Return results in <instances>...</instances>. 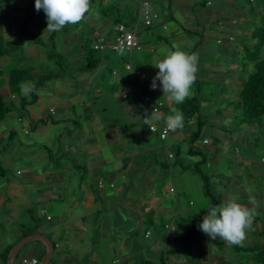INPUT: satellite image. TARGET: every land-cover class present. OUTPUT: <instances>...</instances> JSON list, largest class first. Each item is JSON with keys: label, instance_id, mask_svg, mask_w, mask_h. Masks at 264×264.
I'll use <instances>...</instances> for the list:
<instances>
[{"label": "crops", "instance_id": "obj_1", "mask_svg": "<svg viewBox=\"0 0 264 264\" xmlns=\"http://www.w3.org/2000/svg\"><path fill=\"white\" fill-rule=\"evenodd\" d=\"M96 2L98 5L91 4L92 11L81 25L80 22L69 24L59 32H44L47 18L42 16L40 31L44 38L48 40L53 36L56 44L64 42L69 62L83 60L85 63L83 46L91 40L90 35L93 40L103 37L107 44L112 41L116 14L103 16L102 5L114 2L122 12L130 11L134 17L138 14L139 0ZM150 2L160 19L151 27H138L135 32L137 45L131 51L119 55L117 61L116 56L105 54L117 51L106 48L100 63L93 70H80L84 63L73 68L68 65L64 75L50 79L38 88V99L28 105L24 114L13 111L0 121V252L7 247L12 248L24 235L42 233L53 244L48 264H112L113 260H117L116 264L158 263L161 253L179 248L182 237L191 229L198 228L206 215L204 210L197 214L191 208L195 201L184 198L187 192L190 193L188 185L182 183L178 187L176 184L186 170V174L194 178L195 186L202 188L199 185L200 174L193 175L196 171L191 170L190 162L196 166L204 159L209 165L206 153L221 156L219 150L226 143L245 142L247 152L236 157L235 173L222 175L221 180L226 179L233 190L235 187L241 190L246 188L242 177L251 182L264 175V137L258 136L255 131V120L243 122V110L235 104L241 87L240 79L245 77L247 45L241 37L236 40V36L249 35L244 23L245 6L234 0ZM255 2L251 26L259 23L263 6V2ZM18 6L21 9L32 6L35 12L33 1L29 5ZM235 12L238 16L232 18ZM7 14V11L0 12V35L15 42L19 51L0 57V69L4 71L19 65L28 68L36 78L45 71L44 63L33 62L39 56V45L18 33L21 12H14L12 19H8ZM34 22L35 19L30 23V30L35 26ZM213 41L220 45L225 58L235 59L236 70H228V66L234 67V63H228L225 58L222 60L214 48H205ZM173 43L180 44L185 52L197 53L199 60H203L198 63V68L202 70H198L192 87L193 95L199 90L200 112L190 119L184 117L183 128L171 132L166 140H161L145 124L142 126L147 127L152 136L145 131L135 136L136 126L144 123L145 114L150 116L154 106L162 117L154 122L159 128L172 114L171 108L176 107L163 93L160 83L155 89L151 87L152 77L159 70L154 65ZM205 52L208 57L202 55ZM126 61L140 70L139 74L119 70ZM113 70L117 73L113 74ZM230 72L234 73L233 76H223ZM203 78H219L225 83L229 91L224 97L227 100H223L222 96L221 99L217 96L209 100L204 98L197 83ZM3 80L1 98L17 101V96L9 91L6 75ZM124 93L127 97L122 96ZM144 97L149 100L145 102ZM207 102L216 103L209 108L215 114L209 118V124L223 121L216 116L223 108L224 122L233 124V118L238 117L239 126L237 131H233L220 124L216 128L210 125L212 135L215 133L221 146L202 151L201 146L212 143L211 138L204 135L200 141L196 137L191 139L186 127L189 123L197 124L198 136L202 129L203 132L207 130L205 127L208 124L205 118L202 119ZM112 104L117 107L109 108ZM228 108L231 109L229 112ZM41 119L47 120L37 124ZM257 149L261 151L258 155L255 154ZM234 150L239 152L237 145ZM170 153L172 158L168 157ZM198 156L203 157L202 160H191ZM176 163L178 166L173 167ZM164 179L167 181L162 186ZM248 182L245 180L244 183ZM261 186L264 187V180ZM171 187L174 191L169 190ZM240 190L238 194L242 196L243 191ZM228 192L232 191H228L224 184L221 199L224 195L225 202L231 199ZM238 202L255 207L249 199H239ZM216 205L215 202L212 206ZM261 220L256 215L252 226V230L259 234L264 233ZM157 221H160L159 229ZM170 224L172 230L165 227ZM30 229L32 231H28ZM147 231L149 235H146ZM202 234L200 230L201 244L193 249L197 259L195 264H221L224 260L242 264L238 245L220 240L219 252L214 253L210 246L217 245L218 238L212 240L209 237L208 240ZM21 249L25 251L13 264H20L21 259L26 257L38 258L46 253L47 246L35 239Z\"/></svg>", "mask_w": 264, "mask_h": 264}, {"label": "rangeland", "instance_id": "obj_2", "mask_svg": "<svg viewBox=\"0 0 264 264\" xmlns=\"http://www.w3.org/2000/svg\"><path fill=\"white\" fill-rule=\"evenodd\" d=\"M31 1H33L35 3V0H19L17 5H24V4L29 5L31 3ZM96 1H99V0H91V4L97 3V5H98V2H96ZM259 1H261V0H259ZM14 2H15V0H0V12L1 11L2 12L3 11H7L8 12V14H7L8 19H12V18L15 17V14H14V12L12 10L13 9L12 5L14 4ZM234 2H236L237 4L239 3L240 5H244L245 8H246V10H244V15H246L244 23L246 25L245 27L247 28L246 29V31L248 32L247 34H249V35H246V36H243V37L242 36H236V40L241 37L245 41L244 43H246V45L248 47H250L252 45L251 42H253V40L251 39V35H250V32L253 29V27L251 26V21H252L251 17L254 16L253 14L255 13V10L253 8H254V5H256L257 1L255 2V0H252V1L251 0H234ZM250 8H252L253 10L251 11ZM262 8H263V6H262ZM35 12L38 15V18L36 19V14H35V18H34L35 19V22H34L35 26L31 29V31L33 32V34L35 36H40L44 40H46L44 38L43 32H41L42 30L40 31V28L42 27L41 26V20L43 18L42 16L46 15V14L43 11V9H41L40 11H36V9H35ZM228 13H230V12H228ZM241 13L242 12H240V14ZM234 14H235L234 16H231L232 18L233 17L236 18L238 16L237 12H235ZM10 15H11V18H10ZM34 19H33V21H34ZM223 19H224V17H223ZM240 22H242V21H239V23ZM248 23L250 24V26H247ZM81 24H82V21L80 22V25ZM241 24H243V23H241ZM90 37H91V40H88V41H91L90 44H91V46H93V44L95 42V39L94 40L92 39V35H90ZM235 44H237V43H235ZM207 46L209 48L210 47L214 48L216 53L218 52L220 54L222 60H223V58H225L224 57V53L222 54L221 51H220V48H219L220 45L216 44L215 41H213L212 44L210 43V44L205 45V48H207ZM38 48L40 49L39 56L37 57V61H33V62L35 64L36 63L40 64L41 62L44 63L45 64V68H44L45 70H55V69H57V66L55 65V62L53 60H50L47 57V55H46L47 48L42 47V46H38ZM56 51L58 53H60L64 57L65 62L63 61L62 63L67 64V67L69 65L70 68H73L74 66H78V65H81V64L84 63L83 60H81L80 62H78V60H75V61L73 60V61L69 62L70 60H68V49L66 47V44L64 42H62V41L58 42L56 44ZM204 51L207 52L208 50L204 49ZM124 52H127V50H121V51H117V52H105V54H106V56L109 55V57H115L116 56V60L118 61L119 60V55H121ZM206 52L202 53V55H204V57H208V55H207L208 53H206ZM261 55H262V57H264V47L262 49ZM225 59L228 60V63H230V62L234 63V67L233 66H228V70H236L235 69V67H236L235 66V59L233 60L232 58H229V56L227 58H225ZM15 62L18 63L20 61H15ZM199 62L201 63V62H203V60H199ZM29 64H30V62H29ZM105 64H107L106 61H105ZM247 68L249 70H251L250 64L248 65ZM198 70H202V69L199 67ZM233 74H234L233 72H230L228 74L224 73L223 76H225V77L226 76L227 77L230 76L231 77V76H233ZM246 74L247 73L244 72L245 76H246ZM200 83H201L200 87H201L202 95L204 96V98L206 97L207 100L212 99L211 97L214 98V96H217L220 99H221V96H222L223 100H227L224 97H225V95L228 94L229 91L227 90V86L225 85V83L220 81L219 78H203V79L200 80ZM91 93L94 94L93 91H91ZM211 94H213V95H211ZM102 98H104V97H102ZM220 99H218V100H220ZM117 100H118V98H117ZM212 104H214V106H215L216 103L215 102H207L205 109H203V111H202V115H203L202 119L205 118L206 124H208V126L205 127V128H207V130H205V132H203L204 130L202 129L201 130V134L198 136L197 135V124L189 125L190 124L189 123L187 125V127H186V129H188L186 131H188V133L190 132V136H192V137H190L191 139L196 137L195 139H197V141H200L201 138L204 135H207L209 138H211V142L212 143H210L208 146H205V147L201 146L200 149L202 151L206 150V148H208V147L212 148V147H216V146L217 147L221 146L220 142L218 141L217 137L215 136V133H213V135H212L213 131H212L210 125H214V128H216L215 126L220 124L223 127H226L227 129L232 128L233 131H237L236 127L239 126L238 117L237 118H233V121L235 119V122H233V124H231L229 122H224V118H223L224 117L223 116L224 109L223 108L220 110V114L221 115L220 114H216V116H218L219 119H221L223 121L221 123H219V124H213V123L209 124L208 123L209 118L210 117H214V115H215V114L212 113V111H210L211 109H209V108H212L211 107ZM113 107H117V105L116 104H112L109 108L113 109ZM228 109H229L228 110V112H229L231 109L230 108H228ZM240 109H238V111H240ZM255 122H256L255 123L256 127H257V130L255 129V131H257L258 136L260 135V137H264V117L255 120ZM246 124L248 125V123H245L244 125H246ZM142 125H144L143 122H142V124L139 123L136 126V128L134 130L135 136L141 135L142 131L143 132L145 131L149 136H152L150 133H148V130H147L148 128L147 127H143ZM138 132H140V133H138ZM237 133H240V132H237ZM132 140H130V141H132ZM236 145L238 146L239 152H235V150H234V147ZM219 151L221 153V156H219L217 154L210 155L209 152L206 153V157H208L209 165H207V162H205V160H203V162L199 164L200 169L209 178L208 184H209V190H211V195L207 194V191L204 190L206 188H205V184H204L203 179L201 178V176H200V179H199V185L202 186V188L198 189L195 186V183H194V180H193L194 178H190L189 174H186V170H185L183 175L178 179V181L176 183L178 187H181L182 183H185L186 185L189 186V188L187 186V190L190 193L187 192V194H186V196L184 198H186V200L192 199L193 201H195V205L191 206V208L197 214H199L203 210H204V213L207 214V211L209 210L210 206L212 207V205L215 202L218 205L225 203V201L223 200V196L224 195L222 196V199H221L222 188H223V185L225 184V185H227L228 191H230V192L232 191L231 193L228 192L230 198H234L235 196L239 197V199H242V200H248V199L250 200V196L255 198V200L258 202L259 206L257 207L256 205H254L255 206L254 208H256L257 216L259 218L263 219V220L260 221V223L264 225V200H263L264 199V187L261 186V182L264 180V175L257 176L256 181L252 180L251 182H248V179L242 177L241 181H242L243 185H245L246 188L241 189V190L238 189V187L237 188L233 187L234 188V190H233L231 188V186H229L226 183V179L221 180L222 179V175H232V174L235 173V166L234 165L236 163L235 162L236 157L244 156L245 152H247V146H246L245 142H237L235 144L234 143H229V144L226 143L223 146V148H221ZM258 152L261 153V151L259 149H257L255 154L258 155ZM202 158L203 157H199L198 156V157H195V158L194 157L191 158V160L197 161L199 159L202 160ZM193 163L190 162L189 167L191 168V170H193L195 172L196 169H195V167H194L195 165ZM175 165L178 166L177 163L173 164L172 166L174 167ZM193 175L197 176V175H199V172L196 171ZM245 180L248 183H244ZM166 181H167V179H164V181H162L161 185L164 186ZM247 188H251L252 192L248 193L246 191ZM239 190H240V192L243 191V195L242 196H239V194H238ZM167 191L168 190H166L165 192H167ZM233 195H235V196H233ZM168 219H169L170 222L172 221L171 217L168 218ZM160 221L156 222L157 229L160 228L159 227ZM178 221H179V218L176 219V222H175L176 225H177ZM165 230H167V229H165ZM257 232L258 231H253L252 229L250 231H247L246 239L244 240V242L242 244L243 245L242 247H244V249L238 250V252H239L238 255L240 256L239 260L242 262V264H264L263 255L259 254L258 253L259 251L258 252L256 251V250H262L263 251V249H264V233L259 234ZM201 236L203 238H205V239L207 238L208 240H210L209 236L207 234H204V232H203V234ZM218 241H219V243L217 245H212L210 243L211 244L210 247L212 248V251L214 253L219 252V250H218V245H220V239L219 238H218ZM247 247H254V248H253V250H246L245 248H247ZM194 248L195 247L190 249L188 247V249H187V253L189 255L188 259H192V256H196L195 251H193ZM24 251H25L24 249H21L19 255H21ZM192 253H195V254L192 255ZM167 264H192V260H186V256H183L182 253L177 254V253L173 252V253H168L167 254Z\"/></svg>", "mask_w": 264, "mask_h": 264}, {"label": "trees", "instance_id": "obj_3", "mask_svg": "<svg viewBox=\"0 0 264 264\" xmlns=\"http://www.w3.org/2000/svg\"><path fill=\"white\" fill-rule=\"evenodd\" d=\"M18 1L19 0H15L14 4L12 5L13 12L19 11L22 14V20L17 26L18 33L27 40L39 46L47 48L46 55L50 60H53L55 62L57 69L45 70L42 73H40L36 78L31 74L28 68L20 67L19 65L17 66L15 65L9 68L8 70H4V71L0 69V88L4 85L3 76L6 75L9 91L12 94L16 95L17 96L16 99H18L17 101H15L14 98L2 99L0 96V121L3 120L5 117H7V115H9V113L13 111L19 115L24 114L27 111L28 105L33 104L38 99V94H37L38 88L43 86L45 82H47L50 79L61 77L62 75H64L65 71L67 70V64L62 63L63 61L65 62L64 57L56 51V42L53 36L50 37L48 40H44L42 37L35 36L31 32L30 23L35 18V13L32 9V6L22 7L23 9H21L17 5ZM261 3L263 4V8H262L263 11H261L260 21L259 23H256L252 26L253 29L250 32L251 39L254 41V43L250 47L247 46L246 49L247 55L246 58L244 59V64H245L244 72H246L247 74L244 78L241 79V87L238 94V100L235 102V104L240 108H242L243 110L242 112L243 122H249V120H257L264 117V57H262L261 55L262 49L264 47V0H261ZM101 8H102L101 14L103 16L109 17L114 13L116 14V17L114 19L115 22L114 26L117 24H123L128 29H132L134 28L137 22L138 14L137 16L134 17L130 11L124 13L117 8V5L114 2L113 3L108 2V4L106 3L102 5ZM159 19H160V15L158 13V20ZM158 20H156L151 26H153L156 22H158ZM114 26H113V39L115 37ZM140 26H144V25L140 23L136 27V30ZM151 26H144V27H151ZM90 42L91 41L87 40L83 46L85 63L82 65L80 69L82 71L93 70L100 63L104 50L106 48L110 49L108 47L109 43L108 44L106 43L107 44L106 48L100 49V48H94L93 47L94 44L93 46H91ZM121 50L131 51L132 49L128 50L122 48L112 51H121ZM18 51H19V46L15 42L11 40H6L2 35H0V57L5 55H10V52L17 53ZM126 64H131V63L127 61L124 62V65L121 68H119V70H123L133 74L135 73V71L140 72V70L133 68L132 64H131L132 71L126 69L125 68ZM249 64L251 66V70L247 68ZM115 71L117 73V70ZM135 74H139V73H135ZM25 82H28V84H34L36 91H32L27 95H22L20 85ZM197 83L201 84L199 80H197ZM198 94H199V90L195 95L185 100L183 104H179V105L176 104V107L183 112L184 117L187 119H190L193 116H198L200 112L201 99L197 97ZM198 119L200 120V118ZM46 120L47 119H41L37 122V124L45 123ZM202 162H199V164ZM199 164H196L195 169L197 172H199L201 178L203 179L207 194L211 195V190H209V184H208L209 178L198 167ZM28 231H32V229ZM200 244H201L200 230L198 228H193L182 237L181 246L179 248L166 250L164 253H161L162 255L158 263L142 262L140 264H167V258H166L167 254L173 252L177 254L182 253L183 256H186V260H192V264H195V262L197 261L196 257L192 256V259H188L189 255L187 253V249L188 247L191 249L193 247L200 246ZM238 246L240 249H244V247L240 245ZM253 248L254 247H247L245 249L253 250ZM10 249L11 247H7L0 252L2 264H6ZM256 251L257 252L259 251L258 253L262 254L264 257V249L263 251L262 250H256ZM19 254H20V250L15 259H18L20 257ZM43 256L44 253L38 256L37 259L39 261V264ZM30 258H35V257H30ZM221 264H234V263L228 260H224Z\"/></svg>", "mask_w": 264, "mask_h": 264}, {"label": "clouds", "instance_id": "obj_4", "mask_svg": "<svg viewBox=\"0 0 264 264\" xmlns=\"http://www.w3.org/2000/svg\"><path fill=\"white\" fill-rule=\"evenodd\" d=\"M36 11H43L47 18V27L44 30L59 32L66 25L78 24L92 11L91 0H35ZM199 57L198 54L182 50L181 45L173 43L170 49L164 50L163 58L154 66L159 69L153 77L151 87L157 88L160 82L163 93L174 104H183L193 95L192 87L197 79ZM22 93L36 91L34 84H21ZM171 113L165 119L169 131L183 128L184 115L177 108L172 107ZM144 124L154 131V122L161 120L158 109H153L151 115L145 114ZM248 193L252 192L247 188ZM239 197L227 200L223 204L212 206L198 224L199 230L207 234L212 240L219 238L230 245H242L246 239L247 231L252 229L256 208L238 202ZM250 203L259 206L254 197L250 196Z\"/></svg>", "mask_w": 264, "mask_h": 264}, {"label": "built area", "instance_id": "obj_5", "mask_svg": "<svg viewBox=\"0 0 264 264\" xmlns=\"http://www.w3.org/2000/svg\"><path fill=\"white\" fill-rule=\"evenodd\" d=\"M156 20H158V13L154 10L152 3L150 0H139V11H138V18L137 22L132 29H128L125 25L123 24H117L114 26V31H115V37L112 40L111 43L108 44V47L112 50H118V49H128L131 50L135 47L137 41L135 37V32H136V27L141 23L144 26H151ZM94 48H100L104 49L107 47V44L104 42L103 38H96V41L94 43ZM125 68L132 71L131 64H126ZM158 72V71H157ZM156 72V73H157ZM113 74L116 73L115 70L112 71ZM135 73H139L138 71H135ZM156 73L153 75V77L156 76ZM152 77V79H153ZM160 82L157 81V84ZM123 97H127V94H122ZM149 100L148 97H144V101L147 102ZM157 109L156 106L152 108ZM154 131L151 130V128L148 126L149 130L152 132L158 133L159 137L162 140H166L169 135L171 134L172 131H169L166 127V123L162 122L161 127L159 128L156 123L153 125ZM207 141V140H205ZM169 158L173 157V154L170 153L168 155ZM264 161V159H263ZM170 191H174V188L171 187L169 189ZM165 227L168 230H172L173 226L172 224L170 225H165ZM149 231L146 232V235H149ZM117 260H113L112 264H116ZM20 264H39V261L37 258H22L20 261Z\"/></svg>", "mask_w": 264, "mask_h": 264}, {"label": "water", "instance_id": "obj_6", "mask_svg": "<svg viewBox=\"0 0 264 264\" xmlns=\"http://www.w3.org/2000/svg\"><path fill=\"white\" fill-rule=\"evenodd\" d=\"M41 240L42 242L45 243V245L47 246V251L44 254V256L42 257L40 264H48L49 260H50V256L53 253V244L51 242V240H49L44 234L42 233H31V234H27L24 235L20 240H18L10 249L9 253H8V258L6 261V264H13V261L15 260L19 250L28 242H30L31 240Z\"/></svg>", "mask_w": 264, "mask_h": 264}]
</instances>
